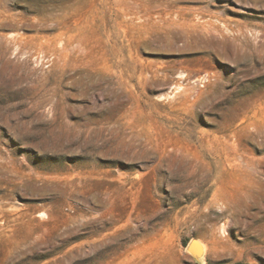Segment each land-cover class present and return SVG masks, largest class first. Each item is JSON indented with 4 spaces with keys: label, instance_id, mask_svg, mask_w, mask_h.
<instances>
[{
    "label": "rangeland",
    "instance_id": "374dc122",
    "mask_svg": "<svg viewBox=\"0 0 264 264\" xmlns=\"http://www.w3.org/2000/svg\"><path fill=\"white\" fill-rule=\"evenodd\" d=\"M0 264H264V0H0Z\"/></svg>",
    "mask_w": 264,
    "mask_h": 264
},
{
    "label": "bare ground",
    "instance_id": "6f19581e",
    "mask_svg": "<svg viewBox=\"0 0 264 264\" xmlns=\"http://www.w3.org/2000/svg\"><path fill=\"white\" fill-rule=\"evenodd\" d=\"M199 243V242H198ZM197 245L199 246H201V244L199 243V244H194L193 246H191V249L193 250L194 249V254L196 255V251L198 250V249H200V248H198L197 249ZM200 250H202V246H201V249ZM202 251H200V253H201ZM202 254V253H201ZM201 254H199V256L201 255ZM195 257H197V256H195Z\"/></svg>",
    "mask_w": 264,
    "mask_h": 264
},
{
    "label": "water",
    "instance_id": "95a60500",
    "mask_svg": "<svg viewBox=\"0 0 264 264\" xmlns=\"http://www.w3.org/2000/svg\"><path fill=\"white\" fill-rule=\"evenodd\" d=\"M195 243H197V241L196 240H193L189 245H188V247H187V250L188 251H190L191 253H192V256H194L193 254H194V249L192 250L191 249V246L193 245V244H195ZM195 257V256H194Z\"/></svg>",
    "mask_w": 264,
    "mask_h": 264
},
{
    "label": "built area",
    "instance_id": "2783aa9c",
    "mask_svg": "<svg viewBox=\"0 0 264 264\" xmlns=\"http://www.w3.org/2000/svg\"><path fill=\"white\" fill-rule=\"evenodd\" d=\"M200 85L203 86V81H200Z\"/></svg>",
    "mask_w": 264,
    "mask_h": 264
}]
</instances>
